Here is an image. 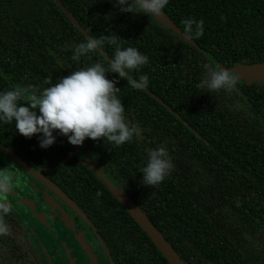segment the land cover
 I'll return each mask as SVG.
<instances>
[{
	"label": "trees",
	"instance_id": "trees-1",
	"mask_svg": "<svg viewBox=\"0 0 264 264\" xmlns=\"http://www.w3.org/2000/svg\"><path fill=\"white\" fill-rule=\"evenodd\" d=\"M60 1L90 37H114L120 47L148 57L126 79L107 74L118 81L117 98L138 133L119 147L86 139L78 147L89 162L76 166V156L60 164L73 152L64 137L42 149L37 135L19 134L14 121L0 123L15 134L10 145L20 142L30 150L26 155L57 166L113 264L170 263L105 179L141 209L186 264H264V81L237 77L231 92L195 87L205 65L230 70L264 62V0H169L162 12L183 32L184 19L204 21L202 36L186 33L189 42L138 2L132 13H122L114 0ZM86 39L53 0H0V91L21 86V103H27L79 68L100 62L107 69L115 45L72 60L68 45ZM141 75L148 77L142 90L131 86ZM161 145L173 168L160 184L144 186L147 150Z\"/></svg>",
	"mask_w": 264,
	"mask_h": 264
},
{
	"label": "clouds",
	"instance_id": "clouds-1",
	"mask_svg": "<svg viewBox=\"0 0 264 264\" xmlns=\"http://www.w3.org/2000/svg\"><path fill=\"white\" fill-rule=\"evenodd\" d=\"M137 0H114V6L122 13H132ZM169 0H141L145 9L158 15ZM185 33L200 37L204 21L191 17L182 21ZM105 44L115 45V52L107 69L100 62L82 67L44 88L39 94L31 95L27 103H21L25 89L14 86L0 91V123L15 122V130L26 138L37 135L39 146L47 149L56 142L57 135L67 137L69 144L80 146L86 139L107 140L114 146H121L137 135L138 130L124 116V105L116 93V79H109L108 73L126 79L129 72L138 70L148 63V57L135 47H120L111 36L89 37L84 42L68 45L72 60L78 61L88 53L102 48ZM238 78L228 69H217L205 65L203 78L195 85L202 92L227 91L236 89ZM45 84H49L45 80ZM148 85L147 75L131 81V86L144 89ZM173 165L166 148L161 145L147 150V163L142 168L141 184L156 186L169 174ZM8 187L7 178L0 179V191ZM100 193H97L99 196ZM9 205L0 200V215L7 214ZM7 231L0 223V233Z\"/></svg>",
	"mask_w": 264,
	"mask_h": 264
},
{
	"label": "flooded vegetation",
	"instance_id": "flooded-vegetation-1",
	"mask_svg": "<svg viewBox=\"0 0 264 264\" xmlns=\"http://www.w3.org/2000/svg\"><path fill=\"white\" fill-rule=\"evenodd\" d=\"M7 130L0 125V179L8 181L0 200L9 205L8 213L0 215L7 229L0 233V264H113L92 217L75 204L65 182L58 178L62 174L57 166L33 153L26 155L30 150L20 142L10 145L16 139L13 130L11 134ZM74 156L75 166L78 161L89 162L73 146L72 155L61 158L60 164Z\"/></svg>",
	"mask_w": 264,
	"mask_h": 264
},
{
	"label": "water",
	"instance_id": "water-1",
	"mask_svg": "<svg viewBox=\"0 0 264 264\" xmlns=\"http://www.w3.org/2000/svg\"><path fill=\"white\" fill-rule=\"evenodd\" d=\"M61 10L69 17V19L80 27L83 34L89 38L90 36L81 28L79 23L76 21L73 15L69 13L67 8L63 5L60 0H53ZM137 2L145 9L141 0H137ZM146 10V9H145ZM149 13V12H148ZM150 14V13H149ZM152 15V14H150ZM159 23L164 24L166 27L170 28L172 31L180 34V36L185 41H191V38L183 32L167 15H165L162 11L158 15H152ZM193 43V42H192ZM101 53H103L100 48L98 49ZM219 68L225 69L223 66H219ZM230 72L235 74L238 78L243 79L246 83H251L254 81H264V62L254 63V64H237L230 69ZM154 96V94H152ZM64 162V160L62 161ZM39 177V176H38ZM104 178V176H102ZM106 184L109 189L113 192V194L122 202L127 211L131 214L133 219L140 225V227L149 235L154 244L158 247L162 255L167 259L170 264H186L180 256L177 254L175 249L170 245V243L165 239L164 236L159 232L156 226L149 220V218L141 211L139 207L135 205L128 197L122 194L118 189L114 187V185L108 180L105 179ZM70 204H72L69 201ZM83 247L88 250L90 253L89 247L84 239L80 240ZM92 255V254H91ZM94 260V259H93Z\"/></svg>",
	"mask_w": 264,
	"mask_h": 264
},
{
	"label": "rangeland",
	"instance_id": "rangeland-1",
	"mask_svg": "<svg viewBox=\"0 0 264 264\" xmlns=\"http://www.w3.org/2000/svg\"><path fill=\"white\" fill-rule=\"evenodd\" d=\"M82 154V153H81Z\"/></svg>",
	"mask_w": 264,
	"mask_h": 264
}]
</instances>
